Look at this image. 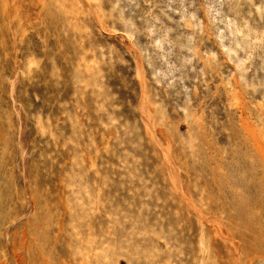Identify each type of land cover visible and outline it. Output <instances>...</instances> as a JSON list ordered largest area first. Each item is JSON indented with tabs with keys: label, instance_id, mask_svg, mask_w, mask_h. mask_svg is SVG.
Returning a JSON list of instances; mask_svg holds the SVG:
<instances>
[{
	"label": "rangeland",
	"instance_id": "rangeland-1",
	"mask_svg": "<svg viewBox=\"0 0 264 264\" xmlns=\"http://www.w3.org/2000/svg\"><path fill=\"white\" fill-rule=\"evenodd\" d=\"M0 264H264V0H0Z\"/></svg>",
	"mask_w": 264,
	"mask_h": 264
}]
</instances>
